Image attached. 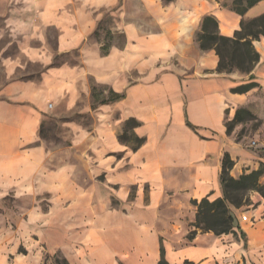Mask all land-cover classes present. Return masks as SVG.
Returning <instances> with one entry per match:
<instances>
[{"label":"crops","instance_id":"1","mask_svg":"<svg viewBox=\"0 0 264 264\" xmlns=\"http://www.w3.org/2000/svg\"><path fill=\"white\" fill-rule=\"evenodd\" d=\"M0 2V35L17 52L1 58L0 199L11 193L26 210L13 217V252L41 245L62 264H264V198L254 191L230 208L234 233L175 247L157 226L163 201L223 197L224 154L234 179L264 165V132L237 137L242 123L225 126L240 109L264 120L253 109L264 39L253 43L259 62L248 75L217 74L214 51L195 41L204 16L225 37L241 16L211 0ZM262 13L264 0L244 18ZM250 82L259 87L231 93ZM131 119L136 147L119 138ZM51 122L66 147L42 134ZM8 238L1 229L0 251Z\"/></svg>","mask_w":264,"mask_h":264},{"label":"trees","instance_id":"2","mask_svg":"<svg viewBox=\"0 0 264 264\" xmlns=\"http://www.w3.org/2000/svg\"><path fill=\"white\" fill-rule=\"evenodd\" d=\"M259 1L261 0H231L229 9L242 17L239 29L234 32L232 37H225L219 33L218 22L214 16L206 15L202 18L200 31L195 35V41L200 51H214L218 58L215 69L217 74L229 75L236 71L248 75L258 64L259 54L254 49L253 43L264 39V13L251 19H245L244 15ZM249 80H252V77ZM257 87L259 86L256 83L250 82L232 88L231 93L245 94ZM242 115H246V121H259L250 112L244 109L237 110L234 118L225 124L227 133H230L236 124L243 123ZM136 125L134 120H128L124 132L119 137L120 140L134 139L135 147L143 142V140L128 134ZM232 166L233 162L229 155L224 154L220 173L222 198L214 200L203 198L193 201V205L196 207L195 228L204 232H212L215 236L234 233L230 206L239 208L248 205L250 201L243 202L242 200L246 191H254L264 198V185L259 183L264 172L258 169L234 179L229 175ZM260 168H264V165H260ZM161 254H163L162 249ZM63 264H66L65 260ZM158 264L166 263L160 261Z\"/></svg>","mask_w":264,"mask_h":264},{"label":"rangeland","instance_id":"3","mask_svg":"<svg viewBox=\"0 0 264 264\" xmlns=\"http://www.w3.org/2000/svg\"><path fill=\"white\" fill-rule=\"evenodd\" d=\"M163 4H168L169 0H162ZM211 2H218L220 5L226 6L229 8L231 5V0H211ZM3 4L0 2V10L2 9ZM7 39L0 35V88L7 80L5 67L1 63V58L5 55H16V49L14 46L7 45ZM6 49L3 53L2 50ZM36 69V68H34ZM236 72V71H235ZM256 101L254 102L253 109L255 113L262 115L264 114V90H259L256 95ZM246 115H242L241 119L243 121V126L237 130V137L246 134L249 138L252 137V134L255 130L261 129L264 132V120L263 121H246ZM42 134L45 136H50L49 140L51 144L55 146L66 147L65 144L58 142L57 138L65 135L64 130L60 128L59 124L56 122H51L47 127H44L41 130ZM57 137V138H56ZM249 141V139H248ZM66 150L64 151V153ZM62 152L60 155L64 157ZM61 161V160H60ZM59 161V162H60ZM82 167V166H81ZM264 172V168H258ZM264 174V173H263ZM261 178V177H260ZM260 181V179H259ZM133 195L134 192H131ZM145 198L144 201H147L148 188H145L144 191ZM253 194V191H246L242 200L250 201V197ZM211 200V199H209ZM191 199H184L182 197H177L176 201H163L159 210H160V222L158 223L159 231H161V239L171 241L175 247L185 246L190 244L195 236L199 233H204L201 229L195 228V216H196V207L193 205ZM184 206H179V203ZM175 204L176 207H173ZM19 204L15 202V198L12 197V194L0 199V230L3 229L4 232H8V239H4L5 246L3 250L0 251V264H62L61 256L58 255V260L51 258V254L48 255L44 250H42L41 245L39 249L33 250L32 253H28L24 247L18 249L16 254L12 250V239L10 238V232L15 227L13 217H22L25 214V208L18 206ZM44 207V206H43ZM232 208V206H230Z\"/></svg>","mask_w":264,"mask_h":264},{"label":"built area","instance_id":"4","mask_svg":"<svg viewBox=\"0 0 264 264\" xmlns=\"http://www.w3.org/2000/svg\"><path fill=\"white\" fill-rule=\"evenodd\" d=\"M250 146H252V147L255 146V142H251Z\"/></svg>","mask_w":264,"mask_h":264}]
</instances>
